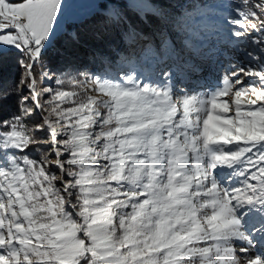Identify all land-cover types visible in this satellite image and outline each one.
Returning a JSON list of instances; mask_svg holds the SVG:
<instances>
[{"label": "snow or ice", "instance_id": "1", "mask_svg": "<svg viewBox=\"0 0 264 264\" xmlns=\"http://www.w3.org/2000/svg\"><path fill=\"white\" fill-rule=\"evenodd\" d=\"M91 7L80 23L94 27L65 33L66 56L89 41L110 44L116 29L128 45L123 62L139 49L157 70L80 72L72 90L45 73L58 87L41 101L34 68L68 4L0 0V45L21 53L29 91L20 114L0 122V264H264V0L227 21L261 55L243 49L247 62L191 94L177 82L214 55L202 12L177 13L174 0ZM133 17L154 22L160 43L150 46ZM31 146L47 152L33 158Z\"/></svg>", "mask_w": 264, "mask_h": 264}, {"label": "trees", "instance_id": "2", "mask_svg": "<svg viewBox=\"0 0 264 264\" xmlns=\"http://www.w3.org/2000/svg\"><path fill=\"white\" fill-rule=\"evenodd\" d=\"M240 0H174V8L177 13H185L194 9H200L204 5L220 4L229 5L236 4ZM247 1V0H246ZM252 3L253 1L250 0ZM93 11V10H92ZM92 11L80 18L79 20H69L64 22V27L52 38L51 43L43 50L42 57L37 61L34 72L36 75V83L38 90L41 91L42 81L40 76V70L46 62L51 69L57 73L65 70L69 67L71 61L73 67H69L75 74L79 73L81 67H86L92 73L101 74L102 72H109L114 61H116L121 53L128 49V45L123 43L117 36L116 29L111 31L112 42L110 44H101L99 42L89 41L86 44H82L73 50L74 54L71 57L65 55V45L67 31H71L75 28H79L82 32L86 28L94 27V24L89 21L87 25H82L80 21L88 19ZM133 22L136 26L146 33L145 39H150L153 32H157L156 25L151 20L142 21L133 17ZM130 50V49H129ZM95 53V59L94 54ZM21 53L14 47H5L0 49V122L4 120H11L14 115H19V102L28 94L29 91L26 87L19 85L21 76V70L23 69L19 63L21 59ZM64 73V71L62 72ZM64 77V75H62ZM62 76L60 77L62 79ZM79 77V75H76ZM65 81L63 87L68 90H72V85L67 83L68 79H62ZM58 86L54 87V90ZM44 94L41 95V101ZM31 100V99H30ZM39 113L41 114L40 110ZM39 114H33L31 117H25L23 123L31 126L39 122ZM6 128H0V131H7ZM36 140L46 138V134L33 132ZM32 147V146H31ZM19 155L17 150H13ZM26 152V151H25ZM40 155L43 154V150H39ZM39 154V153H38Z\"/></svg>", "mask_w": 264, "mask_h": 264}, {"label": "rangeland", "instance_id": "3", "mask_svg": "<svg viewBox=\"0 0 264 264\" xmlns=\"http://www.w3.org/2000/svg\"><path fill=\"white\" fill-rule=\"evenodd\" d=\"M251 1H253V2L251 3L250 0H247V1L246 0H240L236 4H232V5L229 4L227 6L226 5H220V4L216 3V4L204 5L200 9H194L191 11L190 10L187 11V12H193V11L202 12L203 13V23L205 25H207L206 30L202 34L209 36L210 43L213 46V51H214V55L211 57L216 58L215 61H217V63H218L217 67L220 68L219 74H218V72H216V70H215V72L214 71L212 72V74L216 73V79H214V82H212L211 85L217 84L218 81L223 77L224 72H225L224 68L228 67L227 65L229 63H239L241 61L247 62L248 58L246 56H243V53H242L243 49L246 48L248 51H252L254 57H259L261 55L259 49L262 46L252 44L247 39L244 41H239L236 38L232 37L230 35L229 30L233 26L227 22L228 20H230L232 18H240L239 14L243 11H246L247 6L249 4H256L257 3V0H251ZM65 2L68 4V11H67V14L63 17V23L61 24V27L59 28L58 32L63 28L65 21H69V20H76L77 21L80 18H82L83 16L89 14L93 10V8L91 7L93 0H65ZM257 11L259 12V10H257ZM236 27L238 28V26H236ZM153 34H155V35H153ZM251 35H253V36L259 35V33H252ZM171 39L177 44H179V42H180V37H178V36L173 35V36H171ZM146 40H148L150 46H154L155 44L160 43L161 37H160L159 33L155 31L154 33H152V37L150 39H146ZM5 47H13V46L0 45V49L5 48ZM238 49H240V50H238ZM126 56H127L126 52L121 53L119 58L116 61H114L109 72L110 73H117L121 70L127 71L130 67H134L137 72H142L145 75H150L154 71L157 70L156 63L151 58V56L150 55L142 56L139 52V49H138L136 56L133 58H130L128 64H125L123 62V59H122ZM203 59H205V58H203ZM224 60H226V63L222 64V61H224ZM204 62H205V60H204ZM255 64H256V61L254 60L253 66ZM63 71H64V73H62ZM63 71H61V73H57L53 69H51L50 66L45 62L44 66L40 70V76H41V81H42L41 92L43 93V89L47 88V89H53L54 90V87H56L55 79L47 78L45 76V73H47L48 77H59L60 78L62 75H64V77L62 76V79H68V80L70 79V77L72 75H74V73L71 71V69H69V67H66L65 70H63ZM85 71H86V69L82 68L81 72H85ZM201 71H202V74H201V72L195 73V74L196 75L200 74L203 77L204 76H210V77L212 76V74H210L208 72L206 73V75H203L204 68H201ZM86 72H88V71H86ZM23 73H24V69L21 70V76H23ZM102 74H104V73H102ZM97 75H100V74H97ZM193 75L194 74L186 75V76H189V78H192ZM76 78L77 79H83V77H81V76L76 77ZM218 78H220V79H218ZM187 79H188V77H187ZM178 84H179V82H177V85ZM43 94H44V97H43L42 101H48L49 99H51V93H48V94L43 93ZM25 97H29L28 94H26V96H24V98ZM26 103H27V106L34 107L32 100L28 99L26 101ZM65 106H69V105H65ZM33 114H39V116H38L39 119H40V116L42 115L39 113V109H37ZM35 125L36 124L31 125V126L26 125V128L27 129H34ZM44 139H47V137L43 138V139H38V141H42ZM38 149L43 150L44 153L47 152V149L45 147H40ZM38 149L35 146H32V147H30L29 150H26L25 154H28L31 157L38 159L40 156V152H38ZM50 159L55 160V156H50ZM233 186L235 187V186H239V185L233 184Z\"/></svg>", "mask_w": 264, "mask_h": 264}, {"label": "bare ground", "instance_id": "4", "mask_svg": "<svg viewBox=\"0 0 264 264\" xmlns=\"http://www.w3.org/2000/svg\"><path fill=\"white\" fill-rule=\"evenodd\" d=\"M215 59L216 58L211 57L210 59L205 58V59H201L200 61H198L199 65H200V71L199 72H201V74H202L201 68H204L203 75H206L207 72L212 74V72L213 71L215 72V70L219 74L220 68L217 67L218 63H217V61H215ZM204 60H205V62H204ZM224 63H226V60L222 61V64H224ZM226 68H224V70H226ZM199 72H197V73H199ZM185 76L186 75H184V79H185L184 83H179L177 86L180 88H184L185 90L189 91L190 94L192 91L200 92L203 90L204 87L212 86L211 85L212 82H214V79H216V73H213L211 77L210 76H204L203 77L200 74H197V75L194 74L192 78H189V76H186V77ZM187 77H188V79H187ZM218 79H220V78H218ZM256 240H260V238L257 236ZM260 242L264 243L263 241H260ZM242 246L243 245L241 243L235 244V247L237 248V250ZM252 254L254 255L255 252H253Z\"/></svg>", "mask_w": 264, "mask_h": 264}, {"label": "crops", "instance_id": "5", "mask_svg": "<svg viewBox=\"0 0 264 264\" xmlns=\"http://www.w3.org/2000/svg\"><path fill=\"white\" fill-rule=\"evenodd\" d=\"M64 27V26H63Z\"/></svg>", "mask_w": 264, "mask_h": 264}]
</instances>
